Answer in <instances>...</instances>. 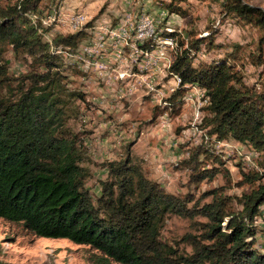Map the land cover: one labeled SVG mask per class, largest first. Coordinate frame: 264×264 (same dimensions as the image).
<instances>
[{
    "label": "trees",
    "instance_id": "1",
    "mask_svg": "<svg viewBox=\"0 0 264 264\" xmlns=\"http://www.w3.org/2000/svg\"><path fill=\"white\" fill-rule=\"evenodd\" d=\"M215 1L236 22L260 31L248 57L253 65L264 64V10L244 0ZM40 3L0 0V218L38 237L88 246L90 264H264V251L255 246L256 221L264 210V89L244 82L232 53L194 66L192 52L204 42L208 49L216 46L215 31L187 40L186 47L179 39L169 66V73L180 78L168 98L171 106L191 86L203 88L207 97L201 121L206 139L176 167L189 170L188 181L195 186L219 174L228 179L214 145L231 138L262 156L261 168L242 172L236 182L256 186L239 196L225 194L223 186L198 196L170 193L148 179L140 158L127 151L123 158L101 163L106 177L93 196L85 186L89 172L82 140L68 126L67 112L69 99L86 95L67 87L63 57L86 32L82 28L43 40L51 25L42 24L46 6ZM165 9L184 13L174 0ZM4 46L24 61V72L9 73ZM209 159L211 165L204 163ZM170 215L190 220L193 231L164 240L161 230Z\"/></svg>",
    "mask_w": 264,
    "mask_h": 264
},
{
    "label": "rangeland",
    "instance_id": "2",
    "mask_svg": "<svg viewBox=\"0 0 264 264\" xmlns=\"http://www.w3.org/2000/svg\"><path fill=\"white\" fill-rule=\"evenodd\" d=\"M170 0H41V7L46 6L42 14L44 27L51 28L43 32V40H51L55 34H67L66 19L76 12L87 14L90 26L84 27L88 37L89 27L101 23L116 25L121 23L127 14L131 15L127 27L134 26L132 21L145 13L153 21L159 22L158 31L162 34L164 27L172 29L176 40L174 50L169 46L161 47L163 56L173 60L179 51L178 40L184 41L199 37H207L215 31L211 49L202 43L198 51H193L194 66L209 63L232 53L236 65L241 70L244 82L255 86L259 91L264 89V64L253 65L249 54L255 52L260 31L251 26L241 24L224 13L220 1L215 0H174L180 6L183 14L168 13L165 5ZM264 10V0H244ZM165 12L161 14V12ZM51 19H47L48 15ZM164 16V17H163ZM54 18V19H53ZM49 20V21H48ZM87 22V23H88ZM86 36L81 40L83 41ZM133 30L129 31L127 41L132 40ZM80 41V42H81ZM3 58L6 59L10 74L18 75L26 70V65L20 57L15 56L8 46H4ZM67 76V87L79 89L85 93V99H69L68 110L70 118L68 126L79 134L82 148L87 160L83 163L88 168L89 176L85 186L93 196L100 192V180L106 177L105 168L101 163L108 160L123 158L129 151L141 160L146 177L158 181L167 192H192L198 196L203 190L218 186L224 187V193L239 196L248 193L255 184L237 185L241 173L250 168H261L262 156L258 155L245 143L234 139H226L225 144L214 148L225 160L224 168L228 169L229 178L217 175L211 181H203L195 186L190 183V171L176 167V164L188 156V152L205 141V128L201 121L205 115L203 102L198 104V86L186 88L179 102L171 106L168 100L172 93L168 86L172 79L167 72H159L154 82L157 92H148L137 88L122 96L118 92L119 83L107 86L97 72H86L76 68L64 54ZM122 69L130 66L122 65ZM122 85V84H121ZM124 87L126 86L123 85ZM164 90V96L160 92ZM193 94V101H184L185 93ZM166 102V103H163ZM77 109V112H76ZM198 109L199 116L194 113ZM200 159L204 160L202 156ZM204 163L212 164V160ZM223 168V167H222ZM207 197L205 201H209ZM238 208V204H234ZM204 220V218H196ZM190 220L175 215L165 219L161 237L167 241L179 239L182 234L193 231ZM258 232L255 236V246L264 251V210L258 217ZM187 251L190 250L185 246ZM88 246L73 243L63 238L38 237L26 231L18 223L0 218V264H90L86 260Z\"/></svg>",
    "mask_w": 264,
    "mask_h": 264
},
{
    "label": "built area",
    "instance_id": "3",
    "mask_svg": "<svg viewBox=\"0 0 264 264\" xmlns=\"http://www.w3.org/2000/svg\"><path fill=\"white\" fill-rule=\"evenodd\" d=\"M161 14L165 16V12L162 11ZM47 19H51V16H48ZM129 19H131V15L127 14L123 21L116 25L101 23L89 27L88 37L86 36L72 51L64 54L79 70L97 72L105 85L110 86L113 82L119 83L118 92L122 96L126 95L127 91L131 93L137 88H144L148 92H157L154 82L159 72H167V75H170L172 82L167 89L170 93L174 92L180 85V78L176 74L169 73V66L173 60L163 56L161 50V47L165 46L174 50L176 40L172 35H168L172 29L165 26L163 29L167 32L161 34L158 31L159 22H155L149 15L141 13L132 21L134 26L128 30ZM66 22L68 24L67 33H74L84 28L88 17L82 11L76 12L72 13ZM132 30L134 36L128 42L129 31L131 33ZM124 64L129 65L130 68L122 69ZM197 90L199 96L202 97V100L198 98V104L202 102L206 104L205 90L200 87ZM160 94L164 96V90ZM183 99L187 103L193 101V94L187 92ZM194 116L195 118L199 116L198 109ZM223 144H225L224 141H218L215 145Z\"/></svg>",
    "mask_w": 264,
    "mask_h": 264
},
{
    "label": "bare ground",
    "instance_id": "4",
    "mask_svg": "<svg viewBox=\"0 0 264 264\" xmlns=\"http://www.w3.org/2000/svg\"><path fill=\"white\" fill-rule=\"evenodd\" d=\"M43 21V20H42Z\"/></svg>",
    "mask_w": 264,
    "mask_h": 264
}]
</instances>
